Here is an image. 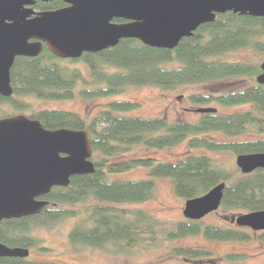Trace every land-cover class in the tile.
Returning <instances> with one entry per match:
<instances>
[{
  "label": "trees",
  "instance_id": "trees-1",
  "mask_svg": "<svg viewBox=\"0 0 264 264\" xmlns=\"http://www.w3.org/2000/svg\"><path fill=\"white\" fill-rule=\"evenodd\" d=\"M36 6L42 9L46 3L39 1ZM237 49H249L264 56L262 17L231 11L219 13L213 22L200 25L192 36L181 38L173 49L151 47L135 38H123L113 47L94 53L84 52L75 59L59 58L44 46L37 56H16L10 69L13 92L11 96L0 94V104L8 103L15 109L29 110V118L39 120L47 129L84 130L91 144V160L95 169L91 173L73 175L67 186L52 187L47 194L39 196L47 201L39 213L10 218L11 222L7 219L4 227L10 232H1L0 238L10 244L25 245L27 239L20 236V232H15L17 229L77 218L67 235L74 250L78 246H88L113 254L129 253L143 245L155 244L162 238L170 240L191 235H202L216 241L251 240L253 232L234 223L221 225L206 222L204 218L166 222L152 211L128 206L153 199L156 190L154 178L168 177L174 193L183 202L204 194L219 182H225L217 209L219 215L230 217L229 213L235 211L264 209V168L242 173L238 167L227 169L208 154L264 152V137H260L264 134V84L256 81L261 72V62H231L222 58L224 53ZM65 62H84L93 82L100 84L92 90L81 88L77 94L83 98L119 93L128 86L146 85L175 90L185 84L235 76L252 78L253 82L221 94H190V101L199 104L198 107L209 102L225 107L246 106L231 113L218 110L201 113L195 121L125 115L140 105L130 100L105 102L103 109L90 119L69 110L31 108L22 97L73 99L77 83L87 84L81 71L77 67L70 68ZM168 63L176 65L169 67ZM252 126L260 135L246 138L244 135ZM212 133H220L225 139L205 137ZM184 140L188 148L202 147L208 153H186L174 162L151 157L109 161L136 145L163 149ZM138 166L148 168L147 178H108L109 174ZM63 204L68 207H55ZM256 238L264 242V230L258 232ZM171 250L192 264H206L205 261L212 258L206 249L175 246ZM0 264L23 263L18 258H6L0 259Z\"/></svg>",
  "mask_w": 264,
  "mask_h": 264
},
{
  "label": "water",
  "instance_id": "water-1",
  "mask_svg": "<svg viewBox=\"0 0 264 264\" xmlns=\"http://www.w3.org/2000/svg\"><path fill=\"white\" fill-rule=\"evenodd\" d=\"M35 0H0V94L10 96V68L16 56H37L43 46L59 58H79L135 38L157 48L173 49L202 24L228 11L262 17L264 0H60L68 5L35 13ZM48 1V0H41ZM33 13L34 16L30 17ZM114 19H123L116 22ZM34 39L33 41H29ZM256 81L264 84V60ZM196 112H216L198 107ZM92 148L84 130L47 129L26 115L0 118V221L37 214L52 187L70 177L91 173ZM242 173L264 168V152L235 157ZM225 182L185 200L184 218L198 220L219 208ZM238 227L264 230V209L231 218ZM24 249L0 244V256H24Z\"/></svg>",
  "mask_w": 264,
  "mask_h": 264
},
{
  "label": "rangeland",
  "instance_id": "rangeland-1",
  "mask_svg": "<svg viewBox=\"0 0 264 264\" xmlns=\"http://www.w3.org/2000/svg\"><path fill=\"white\" fill-rule=\"evenodd\" d=\"M222 58L227 61L251 62L259 64L264 60L261 53L249 49L231 50L223 54ZM70 68H78L87 84L77 83L75 87L76 96L73 99L65 100H43L32 96L22 97L33 109H62L79 113L86 119H90L99 110L103 109L105 102L112 100L136 101L140 105L137 109L124 113L125 115H138L145 117L165 116L170 121H195L201 115L194 109L198 108L197 103L190 101L189 95L192 93H202L206 95L221 94L225 91L241 89L253 82L252 78L235 76L223 79L202 81L198 83L185 84L175 90H161L153 86H128L125 90L107 95H89L83 98L77 94L81 89L92 90L100 84L93 82L89 69L84 62H65ZM176 64L168 63L172 67ZM112 70L111 68H109ZM181 96V97H178ZM8 103L0 105V112L7 111ZM184 106L186 110H181ZM202 107H214L220 113H231L244 109L246 106L225 107L215 102H209ZM249 132L244 135L246 138L259 136L256 127H248ZM262 135V134H261ZM260 137H264V134ZM243 136V137H244ZM209 139H225L222 134L212 133L205 135ZM241 137V138H243ZM186 153L207 154L202 147L188 148L186 141L163 149L144 146H133L129 151L120 157L110 158V162H117L120 159L133 157H151L161 161L174 162L183 157ZM218 159L227 169L237 167L235 157L231 152L208 153ZM99 156L96 154L95 156ZM148 177V168L138 166L120 173L108 175L109 179H140ZM156 190L153 199L130 207H141L155 213L161 220L166 222L184 219L182 214L184 202L178 197L172 188L168 177H155ZM56 208L68 207V205H56ZM241 212H232L229 215H219L217 211L206 214L203 218L206 222H214L221 225L232 224L231 218ZM77 218H64L49 225L32 226L31 235L39 241L42 246L40 252H33V258L38 260H50L61 264H192L191 261L176 256L171 248L177 246L206 249L211 252V259L206 260V264H264V242L256 238V234L261 231H253L252 239L248 241H216L204 238L202 235H191L176 239H160L152 245H143L127 253L113 254L102 249L78 246L77 249L68 243V232L76 224ZM247 228V227H246ZM161 235H158L160 238ZM44 246V247H43Z\"/></svg>",
  "mask_w": 264,
  "mask_h": 264
},
{
  "label": "flooded vegetation",
  "instance_id": "flooded-vegetation-1",
  "mask_svg": "<svg viewBox=\"0 0 264 264\" xmlns=\"http://www.w3.org/2000/svg\"><path fill=\"white\" fill-rule=\"evenodd\" d=\"M39 1H41V0H35L34 3L28 5L29 7H31L33 9V11L35 13H39V12L47 11V10H54V9H58V8L65 7V6L68 5L67 3H65L63 1H60V0H48V1H42V2L46 3V7L40 9V6H38V7L36 6L37 2H39ZM35 13L30 15V17H33ZM123 21H119V22H123ZM33 40L34 39H30L29 41H33ZM90 53H93V52H90ZM11 95H12V93H11ZM178 97H181V96H178ZM16 98H19V97H16ZM29 105L31 106V104H29ZM8 106H10V104ZM181 110L184 111V110H186V108L184 106H182ZM21 114L26 115L27 117H29L28 116L29 115V110L15 109V108L10 106V108L7 111L0 112V118L11 117V116H16V115H21ZM6 220L7 219H2L0 221V233L1 232H7V233L10 232V229H6L4 226H5L6 223H8V221L11 222V220H9V219H8V221H6ZM39 226H42V225H39ZM31 229H32V226L28 227L27 229L26 228L25 229H17V231H15V232H20L21 233V234L19 233L20 236L25 237L27 239V244H25V245L10 244V243H8V242H6V241H4V240H2L0 238V244L4 245V246H6V247H8L10 249H13V248L24 249V250L27 251L26 255H24V256H3L2 255V256H0V259L18 258L23 264H28V263L29 264H40V263H52V262H54V261H50V260H43L42 261V260H38V259L33 258V254L32 253L33 252H40V250H42L41 249L42 246L39 244V241L36 240L33 235H31V233H30ZM54 263H58V262H54Z\"/></svg>",
  "mask_w": 264,
  "mask_h": 264
}]
</instances>
